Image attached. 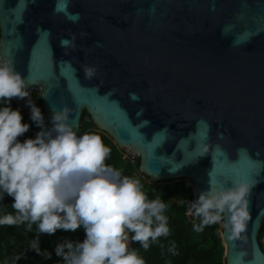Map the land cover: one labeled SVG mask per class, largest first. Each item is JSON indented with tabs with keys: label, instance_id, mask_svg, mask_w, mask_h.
<instances>
[{
	"label": "water",
	"instance_id": "95a60500",
	"mask_svg": "<svg viewBox=\"0 0 264 264\" xmlns=\"http://www.w3.org/2000/svg\"><path fill=\"white\" fill-rule=\"evenodd\" d=\"M0 59L48 117L67 106L77 134L86 110L152 181L190 179L193 202L243 185L224 257L264 264V0H0Z\"/></svg>",
	"mask_w": 264,
	"mask_h": 264
},
{
	"label": "clouds",
	"instance_id": "9594fccd",
	"mask_svg": "<svg viewBox=\"0 0 264 264\" xmlns=\"http://www.w3.org/2000/svg\"><path fill=\"white\" fill-rule=\"evenodd\" d=\"M83 70L85 78L96 71L89 66ZM28 84L11 59H0V200L11 196L14 210L0 214V225L27 222L31 231L35 224L29 248L45 259L52 253L39 247L40 233L82 228V241L65 238L55 245L63 264H145L136 250H129L128 233L145 249L150 239L167 235L164 203L148 200L137 179L105 165L109 148L99 135H77L67 106L52 112L48 128L40 108L28 99L30 119L40 130L34 137L17 139L29 124L22 122L20 110L10 101L29 97ZM245 191L241 185L211 196L201 192L192 207L202 214V225L220 221V213L228 211L224 227L237 233L248 216L242 203Z\"/></svg>",
	"mask_w": 264,
	"mask_h": 264
},
{
	"label": "trees",
	"instance_id": "16d2710c",
	"mask_svg": "<svg viewBox=\"0 0 264 264\" xmlns=\"http://www.w3.org/2000/svg\"><path fill=\"white\" fill-rule=\"evenodd\" d=\"M33 98L43 114L44 126L50 128L51 119L43 109L40 92H33ZM10 105L14 108L15 104L10 101ZM81 121L77 135H99L103 145L109 148L104 164L118 170L122 176L137 179L148 200L158 199L165 205L162 215L166 217L167 235H161L155 241L150 239L149 247L145 249L140 242L131 239L132 234L129 232V250H136L143 257L145 264H226L221 238L223 212L220 213V221L202 225V214L196 213L192 207L194 190L190 179L152 181L139 170V156L128 154L125 148L119 147L110 134L97 127L86 110L83 111ZM22 122H27L29 129L17 137L20 141L34 137L40 130L30 119V110L22 114ZM12 200L11 196L4 195L0 200V214L14 212L11 208ZM190 209L192 213H188ZM26 224L27 222L0 225V264H63L62 257L54 252L55 245L65 238L73 242L82 241L85 236L82 228L75 231L57 229L52 234L40 233L39 247L52 253L50 258L45 259L29 248L31 238L36 235V228L33 224L32 230L29 231ZM258 238L264 251V220ZM17 256L20 259L16 260Z\"/></svg>",
	"mask_w": 264,
	"mask_h": 264
},
{
	"label": "built area",
	"instance_id": "2783aa9c",
	"mask_svg": "<svg viewBox=\"0 0 264 264\" xmlns=\"http://www.w3.org/2000/svg\"><path fill=\"white\" fill-rule=\"evenodd\" d=\"M41 90H42V87L41 86H38V87H36L34 90H32V91H30V95H29V97L25 100V101H22L21 100V98H16V97H13V98H11V102H13L15 105H14V108H18L19 110H20V112H21V114H23L24 112H28L30 109H29V107H28V105H27V103H26V101L28 100V99H30V100H32L33 102H34V98H33V92H35V91H37V92H41ZM127 149V148H126ZM132 149V148H131ZM127 151V150H126ZM133 151H134V154H131V153H129L128 151V154H131V155H133V156H138L137 154H136V151L133 149ZM188 213H192V210L190 209L189 211H188ZM196 217V216H195Z\"/></svg>",
	"mask_w": 264,
	"mask_h": 264
},
{
	"label": "rangeland",
	"instance_id": "374dc122",
	"mask_svg": "<svg viewBox=\"0 0 264 264\" xmlns=\"http://www.w3.org/2000/svg\"><path fill=\"white\" fill-rule=\"evenodd\" d=\"M86 119H88V118L86 117ZM126 150H127L129 153L134 154L133 149H131V148H127ZM180 179H181V178L176 179V180H180Z\"/></svg>",
	"mask_w": 264,
	"mask_h": 264
},
{
	"label": "bare ground",
	"instance_id": "6f19581e",
	"mask_svg": "<svg viewBox=\"0 0 264 264\" xmlns=\"http://www.w3.org/2000/svg\"><path fill=\"white\" fill-rule=\"evenodd\" d=\"M128 148H130V147H128ZM133 149V148H132Z\"/></svg>",
	"mask_w": 264,
	"mask_h": 264
}]
</instances>
